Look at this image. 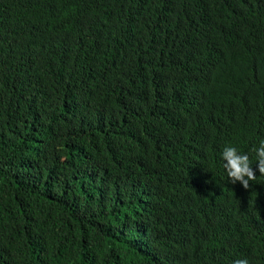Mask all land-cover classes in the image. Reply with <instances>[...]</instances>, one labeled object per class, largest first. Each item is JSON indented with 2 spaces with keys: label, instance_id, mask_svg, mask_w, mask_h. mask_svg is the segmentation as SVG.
<instances>
[{
  "label": "trees",
  "instance_id": "1",
  "mask_svg": "<svg viewBox=\"0 0 264 264\" xmlns=\"http://www.w3.org/2000/svg\"><path fill=\"white\" fill-rule=\"evenodd\" d=\"M224 3L0 0V264H264L221 155L264 138V12Z\"/></svg>",
  "mask_w": 264,
  "mask_h": 264
},
{
  "label": "clouds",
  "instance_id": "2",
  "mask_svg": "<svg viewBox=\"0 0 264 264\" xmlns=\"http://www.w3.org/2000/svg\"><path fill=\"white\" fill-rule=\"evenodd\" d=\"M225 1V0H221ZM203 2V1H202ZM226 6H237L236 18L243 23L244 26L252 25L255 27L253 15L259 17L264 12V4L260 0H226ZM248 15V16H247ZM259 147H238L225 146L222 151L223 168L226 170L227 177L232 184L239 182L244 189L250 187L249 182L256 180V170L261 176H264V138L253 139ZM253 147V148H252ZM253 151L256 156V170L252 167V162L248 156L250 151ZM249 219L256 220L255 216L249 214ZM241 240L251 243L256 248H261V242L245 236H235ZM233 264H248L245 257H236L233 259Z\"/></svg>",
  "mask_w": 264,
  "mask_h": 264
},
{
  "label": "bare ground",
  "instance_id": "3",
  "mask_svg": "<svg viewBox=\"0 0 264 264\" xmlns=\"http://www.w3.org/2000/svg\"><path fill=\"white\" fill-rule=\"evenodd\" d=\"M150 19V18H149Z\"/></svg>",
  "mask_w": 264,
  "mask_h": 264
}]
</instances>
